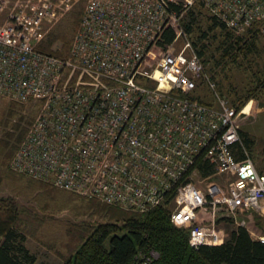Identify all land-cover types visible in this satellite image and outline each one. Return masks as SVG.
<instances>
[{"label": "built area", "instance_id": "obj_1", "mask_svg": "<svg viewBox=\"0 0 264 264\" xmlns=\"http://www.w3.org/2000/svg\"><path fill=\"white\" fill-rule=\"evenodd\" d=\"M71 3L0 0V96L37 105L10 169L131 212L165 205L193 248L221 243L216 223L225 217L264 243L252 222L253 213L264 219V174L241 143L238 112L215 92L179 24L198 6L234 34L262 32L264 0H85L68 53L37 50ZM166 27L174 38L163 49ZM199 158L212 173L198 175Z\"/></svg>", "mask_w": 264, "mask_h": 264}, {"label": "trees", "instance_id": "obj_2", "mask_svg": "<svg viewBox=\"0 0 264 264\" xmlns=\"http://www.w3.org/2000/svg\"><path fill=\"white\" fill-rule=\"evenodd\" d=\"M171 8L177 11L176 7L171 6ZM199 8L201 7L189 8L179 20L182 30L188 35L193 32V26L197 22L195 14L199 12ZM79 20L77 17L76 23ZM208 20L207 31L200 33L197 42L190 40L193 50L203 64L206 63L203 55L207 47L204 41L207 39L208 31L213 32L218 29L220 37L217 46L219 59L214 61L215 65L223 64L228 59L235 60L238 55L245 56L253 51L256 39L260 34L258 28L253 27L238 35L226 28L214 14L211 13ZM215 37V34H212L211 38ZM173 38V30L166 27L161 32L157 44L164 49ZM56 42L61 43V50L52 49ZM69 48L70 40L60 32H48L46 39L37 45V50L40 52L56 56L66 55ZM209 75L213 81V73ZM258 90H264V73L261 77H257L256 84L242 97L238 96L232 99L231 105L235 109H239ZM198 100L202 102L200 99ZM15 127L18 128L19 125L16 124ZM25 131L21 127L17 129L14 136L8 133L7 140L0 142L3 160L13 156ZM238 135L243 146L251 154L253 139L240 129H238ZM236 147L237 145H234L233 150L238 157L240 151ZM253 164L257 172L264 174V156L262 159L254 161ZM195 166L200 177L213 172L212 166L201 158L196 160ZM44 184L50 190H60L48 183ZM68 193L71 196L72 193ZM77 197L85 199L89 209L104 221L88 225L79 231V242L64 259L63 264H140L141 258L147 256L150 251L154 252L156 256L151 259L149 264H264V243L252 237L245 228L235 225L230 218L225 217L217 220L218 222L222 219L226 223L224 230L226 235L221 243L216 245L201 244L193 248L187 241L188 231L170 224L169 211L165 205L156 206L146 212H131L95 199ZM19 220L20 216L15 205L0 199V264L35 263V255L25 245L26 236ZM252 222L254 228L260 230L264 221L253 213Z\"/></svg>", "mask_w": 264, "mask_h": 264}, {"label": "rangeland", "instance_id": "obj_3", "mask_svg": "<svg viewBox=\"0 0 264 264\" xmlns=\"http://www.w3.org/2000/svg\"><path fill=\"white\" fill-rule=\"evenodd\" d=\"M71 2L67 9L61 6L57 20L47 27L48 32L63 33L69 40L76 30V18L80 19L85 0ZM210 15L208 10L199 8V12L195 14L197 22L193 26V32L191 35L184 32L189 42H197L200 33L207 31ZM212 34L216 37L211 38ZM219 40L218 29L208 31L204 41L207 44L203 55L206 60L204 66L208 74L213 73L215 92L233 107L230 101L235 97H242L247 90L253 88L257 77L264 73V30L257 37L251 53L238 55L235 60L228 59L223 64L215 65L214 61L219 59ZM179 46L180 41H177L174 47L177 49ZM52 49L61 50V43H54ZM195 93L205 102H214L212 94L203 87H197ZM36 112L37 105L34 103H17L0 96V142L7 140L8 133L14 136L21 127L26 130ZM235 112L239 114L238 128L253 139L249 154L252 162L262 159L264 90L255 91ZM16 124L19 125L18 128L15 127ZM11 157L3 160L0 152V199L12 203L18 209L19 221L26 236L25 245L36 258L34 264H63L64 259L79 242V231L88 225L103 222L104 219L89 209L85 199L72 194L70 196L62 190H50L44 183L13 172L9 167ZM211 180L223 184L226 178L213 176ZM216 226L224 238L226 223L221 219ZM255 230L264 234V222L260 230Z\"/></svg>", "mask_w": 264, "mask_h": 264}]
</instances>
